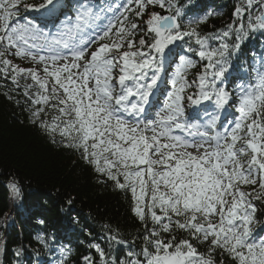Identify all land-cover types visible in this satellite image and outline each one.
<instances>
[{
    "label": "snow or ice",
    "instance_id": "snow-or-ice-1",
    "mask_svg": "<svg viewBox=\"0 0 264 264\" xmlns=\"http://www.w3.org/2000/svg\"><path fill=\"white\" fill-rule=\"evenodd\" d=\"M48 5L53 0L39 6L0 0V75L11 80V91L19 90L15 97L4 94L23 106L29 123L77 152L98 183L130 194L145 230L141 247L112 256L96 244L101 264H264L249 198L264 200V63L255 79L235 84V99L228 90L236 71L232 57L255 33L264 35V0H239L234 22L211 34L198 31L209 13L187 20V0H124L115 7L78 0L74 21L66 16L69 24L47 31L20 17L21 10ZM149 6L166 14L150 12L145 30L133 17H143ZM55 7L42 15L51 16ZM9 55L41 70L14 64ZM198 62L206 63L190 80ZM28 79L33 83L21 85ZM185 100L194 106L191 121L203 124L190 122ZM230 102L233 112L226 110ZM46 108L57 115L47 119ZM221 110L225 119L216 131ZM9 187L21 194L17 182ZM175 230L188 238L178 239ZM205 243L207 251L199 252L197 245Z\"/></svg>",
    "mask_w": 264,
    "mask_h": 264
},
{
    "label": "trees",
    "instance_id": "trees-1",
    "mask_svg": "<svg viewBox=\"0 0 264 264\" xmlns=\"http://www.w3.org/2000/svg\"><path fill=\"white\" fill-rule=\"evenodd\" d=\"M44 2L24 0L25 4L34 6ZM77 2L53 0L56 6L51 15L53 18L44 21L42 26L53 27L55 18L74 17ZM104 2L115 7L124 0ZM238 3L239 0H187L186 11L190 10L187 20L197 14L209 13L205 22L198 25V31L201 34L216 33L234 22V8ZM53 5L40 11L21 10L20 17L37 20L36 14H46ZM152 11L166 14L159 7L149 6L143 17L133 18L146 30L145 21ZM187 20L183 21L185 25ZM143 34L139 32L136 40ZM254 35L255 38L245 41L239 53L232 57L236 71L228 83V90L233 92V99L235 84L255 79L257 70L264 63L261 60L264 35ZM204 63L198 62L189 71L190 80L202 70ZM13 88L12 82L0 75V264H84V256L101 264L93 247L96 244L112 256L120 255L127 248L139 251L141 233L145 230L132 211L130 194L114 189L110 182L98 183L97 174L77 152L53 143L40 128L29 123L23 106H18L4 94L17 96L19 90L13 92ZM193 91L188 90L189 93ZM184 104L186 115H191L194 106L187 100ZM228 110L235 111L231 102ZM45 111L49 120L57 115L49 108ZM204 116L206 114L201 113V117ZM56 139H60L59 135ZM13 182L21 188L19 196L10 190L9 185ZM241 187L248 192L259 190L258 185ZM249 198L256 207L251 225L253 235L257 240L264 239V200H256L254 196ZM211 219L218 221V217ZM174 234L178 239L188 238L187 233L181 234L180 230H175ZM168 235L165 233V238ZM113 236L125 244L121 246L112 241ZM197 247L199 252H206L208 246L205 243ZM225 264L230 261L225 259Z\"/></svg>",
    "mask_w": 264,
    "mask_h": 264
},
{
    "label": "rangeland",
    "instance_id": "rangeland-1",
    "mask_svg": "<svg viewBox=\"0 0 264 264\" xmlns=\"http://www.w3.org/2000/svg\"><path fill=\"white\" fill-rule=\"evenodd\" d=\"M73 21H74V20H73ZM64 23H65V24H69L70 21L67 20V21H64ZM97 46H98V45H93V46L91 47L90 51H94V50L96 49ZM41 54H45V53L41 52ZM8 58H9V59H12V60H14V61H16V62H19L21 67H24V68L36 67L38 71L41 70V66H40V65H33V63H32L29 59H22V58H18V57L11 56V55H9ZM86 58H87V57H86ZM24 81H25V80H24ZM26 83H28V84H32L33 82H32L30 79H28V80L26 81ZM35 91H36V89H35V87H34V88H33V93H34ZM156 99H157L160 103H162L164 97H162L161 99L156 97ZM153 115H155V111H154ZM189 118H190V122H193V123L203 124V121H204L203 119H202V120H197V121H191V116H189ZM221 130H222L221 127H217V128H216V131H221ZM191 131H196V129H191ZM199 131H204V128H203V127H200ZM174 134H177V135H183V136H184V134L187 135L188 133H187V132H183V131H181V130H176Z\"/></svg>",
    "mask_w": 264,
    "mask_h": 264
}]
</instances>
